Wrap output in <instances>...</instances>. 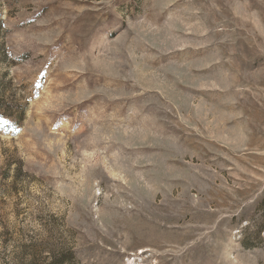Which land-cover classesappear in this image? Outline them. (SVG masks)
<instances>
[{"label": "rangeland", "instance_id": "obj_1", "mask_svg": "<svg viewBox=\"0 0 264 264\" xmlns=\"http://www.w3.org/2000/svg\"><path fill=\"white\" fill-rule=\"evenodd\" d=\"M0 264H264V0H0Z\"/></svg>", "mask_w": 264, "mask_h": 264}, {"label": "trees", "instance_id": "obj_2", "mask_svg": "<svg viewBox=\"0 0 264 264\" xmlns=\"http://www.w3.org/2000/svg\"><path fill=\"white\" fill-rule=\"evenodd\" d=\"M23 113H20V107H12L10 104H6L4 102H0V120L4 118H11L17 124L23 118ZM0 124L1 121H0Z\"/></svg>", "mask_w": 264, "mask_h": 264}]
</instances>
